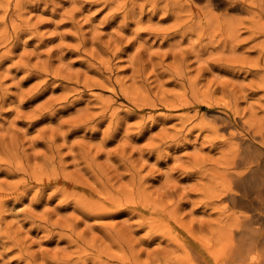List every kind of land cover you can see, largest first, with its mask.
<instances>
[{
	"label": "rangeland",
	"instance_id": "374dc122",
	"mask_svg": "<svg viewBox=\"0 0 264 264\" xmlns=\"http://www.w3.org/2000/svg\"><path fill=\"white\" fill-rule=\"evenodd\" d=\"M241 188L264 0H0V264H213Z\"/></svg>",
	"mask_w": 264,
	"mask_h": 264
},
{
	"label": "bare ground",
	"instance_id": "6f19581e",
	"mask_svg": "<svg viewBox=\"0 0 264 264\" xmlns=\"http://www.w3.org/2000/svg\"><path fill=\"white\" fill-rule=\"evenodd\" d=\"M233 178H236L235 181H239L241 179L239 176L234 174H233ZM257 196L261 197L259 195ZM230 198L234 201V203L236 201H241V200L243 201L246 200L249 201L250 203H254L255 200H257V202H259L260 204H263L264 202L263 200H259L256 197H252V195L249 193V191L246 188L239 190L237 194H231ZM230 240L231 241L227 248V251L223 255L216 254L217 256L214 257L215 262L213 264H264V224L260 221V219L255 220L253 219V217H245L241 225H239V228L231 232ZM206 245L207 244H205L204 246ZM220 255L222 256L219 257ZM203 258L207 263H211V259H209L207 256H203Z\"/></svg>",
	"mask_w": 264,
	"mask_h": 264
}]
</instances>
